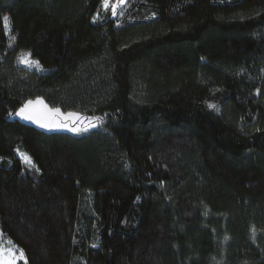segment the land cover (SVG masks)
<instances>
[{
  "label": "trees",
  "instance_id": "1",
  "mask_svg": "<svg viewBox=\"0 0 264 264\" xmlns=\"http://www.w3.org/2000/svg\"><path fill=\"white\" fill-rule=\"evenodd\" d=\"M36 99L80 131L16 120ZM0 234L17 264H264V0H0Z\"/></svg>",
  "mask_w": 264,
  "mask_h": 264
},
{
  "label": "snow or ice",
  "instance_id": "2",
  "mask_svg": "<svg viewBox=\"0 0 264 264\" xmlns=\"http://www.w3.org/2000/svg\"><path fill=\"white\" fill-rule=\"evenodd\" d=\"M126 3V0H115L113 3L112 0H101V6L105 11L111 10V14L115 16L117 14V8L124 5ZM4 26L6 29L9 28L8 25V17H3ZM19 63L24 64L27 67H40L39 61H33L31 60V53H25L22 54L19 57ZM38 106V107H36ZM210 108L215 109V105H209ZM17 115L21 116L23 119H27L29 121H33L37 124H39L40 127L44 128H68V124H65L63 120L60 118L63 117L64 120L68 119H75L80 120L82 119L78 114L69 112L66 116H64L63 113H61L59 108L50 109L43 103L42 100H37L35 102L28 101L27 104L22 107ZM89 119V118H84ZM95 119L97 121L100 120V118H90ZM97 124L93 123L91 124V127H96ZM70 131L78 132L80 131L79 128H69ZM84 130H87L85 128ZM26 161L29 163L31 162L30 157H25ZM38 170V169H37ZM253 231H255L253 229ZM2 235V234H0ZM11 243V242H10ZM93 247H96V245H93ZM5 252L8 254L5 255ZM14 256L15 254L10 249H2L0 250V259L4 261V264H14Z\"/></svg>",
  "mask_w": 264,
  "mask_h": 264
},
{
  "label": "water",
  "instance_id": "3",
  "mask_svg": "<svg viewBox=\"0 0 264 264\" xmlns=\"http://www.w3.org/2000/svg\"><path fill=\"white\" fill-rule=\"evenodd\" d=\"M37 100H42L43 103H44L45 105H47V104L44 102L43 99H36V100H29V101H33V102H35V101H37ZM27 102H28V101H27ZM27 102H26L22 107H24V106L27 104ZM22 107H21V108H22ZM36 107H38V106H36ZM47 107L50 108L48 105H47ZM50 109H51V108H50ZM19 110H20V109H19ZM60 111H61V110H60ZM18 112H19V111H18ZM18 112H17V113H18ZM17 113H16V115H15V119H16V120L22 121V122L26 123L27 125H32V124H34V126H37V124H36L35 122L33 123V121H29V120H27V119H23L21 116L17 115ZM61 113H63L64 116L67 115V113H64V112H62V111H61ZM76 114H77V113H76ZM60 119L63 120V122H64L65 124H68V128H61V129H64V130H69V128H77V127L80 125V122H81V120H82V119H80V120H75V119L64 120L63 117H61Z\"/></svg>",
  "mask_w": 264,
  "mask_h": 264
},
{
  "label": "rangeland",
  "instance_id": "4",
  "mask_svg": "<svg viewBox=\"0 0 264 264\" xmlns=\"http://www.w3.org/2000/svg\"><path fill=\"white\" fill-rule=\"evenodd\" d=\"M2 249H4L3 248V246L1 245V243H0V250H2ZM8 253L7 252H5V255H7ZM15 254V253H14ZM21 258V256L19 257V256H17L16 254H15V256H14V264H17V261L19 260ZM0 264H4V261L2 260V259H0Z\"/></svg>",
  "mask_w": 264,
  "mask_h": 264
}]
</instances>
